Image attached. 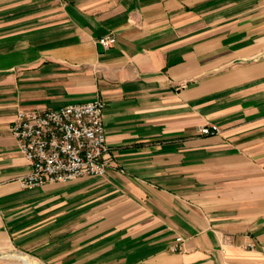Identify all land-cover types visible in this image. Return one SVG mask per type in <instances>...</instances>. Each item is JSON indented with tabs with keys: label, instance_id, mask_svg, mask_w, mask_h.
I'll return each mask as SVG.
<instances>
[{
	"label": "crops",
	"instance_id": "1",
	"mask_svg": "<svg viewBox=\"0 0 264 264\" xmlns=\"http://www.w3.org/2000/svg\"><path fill=\"white\" fill-rule=\"evenodd\" d=\"M96 96L104 176L23 186L17 110ZM0 264H264V0H0Z\"/></svg>",
	"mask_w": 264,
	"mask_h": 264
},
{
	"label": "built area",
	"instance_id": "2",
	"mask_svg": "<svg viewBox=\"0 0 264 264\" xmlns=\"http://www.w3.org/2000/svg\"><path fill=\"white\" fill-rule=\"evenodd\" d=\"M114 42L112 34L98 39L105 49ZM104 106V101L96 96L58 108L18 109L10 130L18 150L29 163L22 185L67 182L86 175L104 176L111 163L102 120ZM197 129L204 135L219 132L216 125ZM179 249L177 245L172 247L173 251Z\"/></svg>",
	"mask_w": 264,
	"mask_h": 264
}]
</instances>
